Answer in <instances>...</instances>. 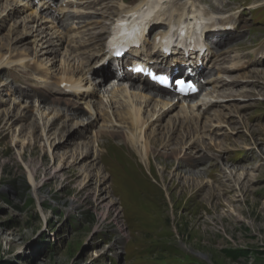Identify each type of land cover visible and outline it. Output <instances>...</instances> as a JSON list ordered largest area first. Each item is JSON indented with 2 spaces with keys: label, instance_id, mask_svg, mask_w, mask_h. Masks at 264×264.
<instances>
[{
  "label": "rangeland",
  "instance_id": "obj_1",
  "mask_svg": "<svg viewBox=\"0 0 264 264\" xmlns=\"http://www.w3.org/2000/svg\"><path fill=\"white\" fill-rule=\"evenodd\" d=\"M237 1L247 11L244 14L246 28L233 40L236 44L241 41L247 43L240 44L239 53H251L255 49L256 52L260 48V53L264 54V45L261 48L264 41V5L259 6L264 0ZM25 2L21 4L23 12L11 15V21L0 28L1 62L10 56L15 61L26 57L25 54L36 57L33 45L24 44L33 38L15 42L18 33L29 34L32 32L30 28L35 25L27 20L32 11L24 8ZM117 2L103 0L97 4H81L83 9L78 5L70 9L82 11L79 14L88 10L97 11L99 14L93 19L101 21L104 20L101 17L103 11H111L119 4ZM213 3L219 2L213 0ZM250 3L262 8L248 10ZM21 6H15L13 0H3L0 2V14L7 16L6 10L11 9L10 15L12 10L19 11ZM72 11L61 17L64 24L77 22V25H85L83 21L90 18H73L75 12ZM51 14L52 18L57 17L56 12L51 11ZM14 23H18L17 34L10 29ZM224 23L221 21L222 25ZM101 25L104 26V22ZM252 42L256 45L251 47L249 45H254ZM59 49L55 66L63 59L61 47ZM226 51L231 52L229 60L237 52L235 49L233 52ZM44 58L39 56L41 62ZM243 58L253 61L258 59V54ZM253 62L245 70L234 71L229 78L221 76L224 82L230 83L226 90L235 98H222L224 91L217 99L212 96L213 100L209 99L205 107L217 106L214 108L216 111L203 115L201 119V114L194 110L200 117L191 119V127L184 129L191 131V135L187 131L174 132V124L181 122L179 117L182 115L169 114L149 129V141L153 144L151 170L122 143L124 140L114 137L113 132H106L109 140L105 141L103 136L94 143L92 133L97 129L91 127L86 131V138L69 142L81 122L89 123L86 114L79 118L71 116L67 122L64 117L58 122V125L65 124L67 127L62 129L61 126L62 131L56 138L52 137L57 141L50 138L57 159L52 158V153L45 146L40 129L33 134H28V129L23 130L19 142L15 144L13 138L18 137L20 132L17 133L14 126L7 123L10 111L27 112V116L32 118L35 108L46 112L55 105L54 102L38 103L34 90L32 95H27L31 90L29 85L25 84L24 89H15L18 81L35 87L36 83L32 85V80L36 82L39 77L36 66L30 65L21 73L14 70L6 72L1 68L0 264H264V78H261L264 57L255 61L258 66ZM50 64L49 73L56 68ZM239 65L227 69L244 68ZM30 70H35L34 74ZM240 77L251 79L234 85L235 78L242 79ZM51 80L56 82L55 78ZM39 90L44 93L43 89ZM159 97L165 98L163 95ZM59 109L65 111L64 104ZM179 112L181 110L177 106L173 114ZM204 123L215 126L207 132ZM23 137L26 138V145H22ZM86 139L91 142L93 150L89 158L75 165V143ZM111 142L121 145V149L117 151V146ZM102 143L106 146L102 147ZM93 152L99 154V159L91 163L95 159ZM202 156L204 158L194 166L187 163L188 159ZM61 166L62 172L57 174L56 168ZM86 166H92L89 171L95 177L89 188L84 186L83 168ZM99 170L100 175L105 177L103 185L97 182ZM189 170L199 173L197 183L187 182L186 178L192 172ZM29 171L40 183L39 190L33 189ZM228 172L233 181L224 179ZM243 174L245 177L251 175L247 186H240L244 183H239ZM202 181L203 186H200ZM100 189L106 190L101 194V197L108 198L104 204H100L102 199H98L99 193H96ZM111 200L115 202V210L106 207ZM103 218H106L104 223Z\"/></svg>",
  "mask_w": 264,
  "mask_h": 264
},
{
  "label": "bare ground",
  "instance_id": "obj_2",
  "mask_svg": "<svg viewBox=\"0 0 264 264\" xmlns=\"http://www.w3.org/2000/svg\"><path fill=\"white\" fill-rule=\"evenodd\" d=\"M24 1L25 0H20V1L13 0V3H15V6H21V4L24 3ZM26 1L27 3L25 2L26 4L24 5V8H28V9L32 8V14L28 17L27 20L28 22L35 23V25L34 27L30 28L32 32H30L29 34L24 33L20 35L18 33L15 39L16 40L15 42L17 43L22 40H26L28 38L30 39L33 38V40H31L29 43L24 42V44L33 45L32 48L34 51V55L36 57L31 58L30 57L31 55L27 56V54H25L26 57L19 59L17 61H15L14 58H12V56H10L9 58L5 57L3 58L2 62L0 61V69L1 68L7 69L6 72H10L9 70L11 71L14 70V71H20L21 73V72H24L25 71L24 69H26L30 65L36 66L38 71L39 72L41 71L40 76L37 78L35 87L33 89L34 96L36 95L35 96L36 101L38 103L40 102L44 104H46L47 102H54L53 105H55V107H53L52 109H47L46 112L41 110V108L39 107L35 108L36 110L33 113L32 118H29L27 116L26 114L27 112L21 111V112L13 113L12 111H10L7 123L8 124L10 123L11 127L14 126L17 133L20 132V135L18 137L15 136L13 138V141L15 144L19 142L20 140L19 137L21 136L23 130L28 129L29 130L28 134L30 133L33 134V131H35L36 129H40V132H41L40 136L44 140L45 146L48 148L49 153L50 152L52 153V158L55 159L56 157L57 159V155L55 156V152L53 151L54 147L51 146L50 144V138L51 140H55L52 137L56 138L59 131H62L60 130L61 126H62V129L67 127L65 126V124L58 125V122L61 121L64 117H66V122H67V120H69V117L71 116L79 118L80 115L86 114L89 116V120H88L89 123L81 122L80 128L77 127L76 130L73 131V136L72 138H70L69 142H72L74 139H78L81 137L86 138L85 137L86 131L87 129H90L91 127L93 129L95 128L97 129V131L92 133L94 143L95 141H98L99 138L103 136L108 138V136L105 135L106 132H113L114 137L124 140L122 141V143H124L125 146H128L130 150L132 149V153L133 152L136 153L137 156L140 158L139 160L144 165H146L148 170H151L152 168H150L151 167L150 161H151V157L153 154V148H152L153 144L151 143V141H149V136H150L148 133L149 129L156 122H157L156 124H158L164 118L169 116V114H171L175 110V107L178 104L182 103L184 107L183 108L184 114L181 117H179L181 122H175L174 132H186L187 131V132H190L189 134L191 135V131L188 130L189 127H191L190 121L191 119L193 120L195 117L199 116L194 113L195 108H193L192 105L186 106L184 102H178L177 105L172 104L171 99H168V98L166 99V97L162 98V97H159L158 95H153L151 92L147 91V89H143L142 91L137 90L139 88L135 89V84L128 81L126 85L120 86V83L115 84L113 88L109 90V94H110L108 96L109 101H110V104L113 105V111L110 112V111H107L106 108L101 107V103L103 102V96L101 97L97 93V87L101 85L100 83L101 81H103V79L102 78L100 79L99 75L93 73L96 70V68L95 69L93 68L94 61H97V63L102 62V59L105 56V51L108 48L110 39L112 37V32L114 30L115 23L117 22V20L133 12L135 14L136 12L141 10V8H144L145 5H148V8H149V13L147 14V17L150 18L149 20L150 24L154 23L155 16L151 19V16L153 15V13H155L157 19L162 17V20H163L165 19L164 14L160 13L161 10L157 12L156 10L158 9L159 6L162 5V2H165L167 0H130L128 4H125L124 1L122 0L121 4H118L111 11L110 10L105 11V12L103 11V15L101 17H103L105 21L103 19L101 21H99V19L98 20L91 19L92 21L90 23L88 24L86 23L85 25L81 26L78 30H75L76 34L75 32H73V36L75 38L72 41L73 44L71 45L72 42L69 43L70 49L69 47L67 48V46L63 47L62 49L63 59L58 62L59 63L58 66L57 65L55 66V58L60 50L58 46L62 44L63 39L65 38L67 39V34H66L67 32H62L60 30H56L52 32V29L55 28V26L53 25L56 23L54 19L51 21L52 24L49 27L46 26L47 24H42L46 20H49V18L52 17L50 11L55 10V8L54 9L52 8V5H54L53 1L52 0H26ZM101 1L103 0H92L88 2L86 0L83 3H88L89 5L93 3L97 4ZM203 1H207V0H203ZM69 3H74V2L69 1ZM107 3L109 4V1ZM261 5H264V2H260L259 6ZM32 6L34 7L36 6V8ZM22 7L23 6L20 7L19 11L17 9L12 10L13 12L7 16L0 14V28L6 26L7 23L11 21L12 19L11 15L17 16L19 12H23L21 10ZM257 7L256 5H251L252 9H255ZM81 9L83 8L81 7ZM215 9L218 10L219 8H215ZM65 10L66 9L60 8L59 12L60 13L66 12ZM71 10H74V9H71ZM172 11L176 13L171 14L170 20L174 18L175 20H177V22H181L182 19L188 17L190 14L196 13L200 17L201 23L198 22L199 25H196L195 23L192 22L191 27L192 29H195L196 27L197 30L204 32V34H206L205 35L206 38H208V35H207L208 32H207L206 26L209 25V22L207 21L211 20V18H208L209 16L208 11H206L207 13H205V12H202L201 10L196 9V6L193 3L191 5H189V3H185ZM97 14L99 13L95 11V12H90L86 14L85 16L88 15V16L97 17ZM69 17H72V16L70 15ZM31 18L33 19L31 20ZM40 21H42V23ZM47 22H50V21H47ZM102 22H104V26L101 25ZM17 24L18 23L12 24V28H10V29H13L12 31L15 32L16 34L17 32L15 29L17 27ZM220 24H221V21H220ZM37 26H38V29H36ZM168 27L171 28L170 25H168ZM36 33H37V36H35ZM109 33H110V38L107 41ZM24 36H30V37H24ZM59 41H61V43ZM145 42H149V41L146 40ZM76 54L78 56H75ZM39 56L45 57L42 60L43 62H41V60L39 59ZM52 61L53 63L50 64ZM49 64L53 68L54 66L56 67L55 70L50 73H49V68H48ZM53 74L54 75L56 74V75L54 76ZM261 75H262L261 78H264L263 71L261 72ZM217 77L218 78H216L215 80L211 82L213 84L214 89H216L214 90V92L220 93L224 91L225 96L222 95L223 96L222 98L234 99L235 96L231 95L233 93H230L229 91L226 90V88L230 86V83L224 82L220 74H218ZM53 78H56L57 80V83H58L57 87H55L56 82H53L51 80ZM240 78L242 79L235 78L236 82L234 83V85L238 86L240 81L247 82V81H250L247 79H251V78L245 77L246 79L243 80L244 79L243 77H240ZM129 83L133 84L131 88L128 86ZM62 84H66V86L64 88H61ZM39 89H43L44 93L41 92ZM132 89L134 91H132ZM210 95H211L210 101H212L213 95L212 94ZM193 101H197V100H193ZM203 103H204V106H206V104H209V99L208 100L204 99ZM63 104L65 106V111H62L61 109H59L60 106ZM213 125L209 123L208 124L204 123V127L208 129L207 132L209 131V129L210 130L213 129ZM73 128H75V126L72 127V129ZM186 128L188 129L184 131V129ZM192 129H194V126H192ZM194 132L197 133L198 131H194ZM21 141H22V145L27 144L25 137H23ZM69 142L67 144L69 145L72 144ZM62 144H65V142L61 143V145ZM75 146L77 148L76 149L77 156H74L73 158L76 161L74 164L77 165L80 161L86 160L87 158H89L90 152L93 150V147L91 149V142L90 141L88 142L87 139L85 141L75 143ZM101 146L102 147L106 146V143H102ZM61 157H63V154ZM94 157L95 159L92 160L91 163H94L95 161H97V159H99V154L96 155L94 153ZM194 158L187 160V163L190 166L196 165L198 161L204 158V156L198 157L196 159ZM91 167L92 166H86L83 168L84 170L83 175H85L84 186L86 188L91 187L90 184L95 179V177L89 171ZM61 168L62 166L57 167L55 172L57 174H60L62 172ZM92 170H95V169L92 168ZM162 170H164V168H162ZM190 171L192 170H189V172ZM100 173H101V170H99V175H97L98 176L97 182L103 185L105 184L104 182L105 177H102ZM32 175H34L33 172L29 171V180L32 184V187L35 191L39 190L40 183L36 182L35 178H33ZM224 177H225L224 179H228V180L230 179V181L233 179V176L231 175L230 172L224 175ZM199 179H200V175L196 171H192L191 173H189V175L186 178L187 182H196ZM240 181H244L243 185L240 184V186H247L249 182L251 181V175L247 174L246 177H245V174L241 175L239 179V183ZM201 185L203 186V181L200 184V186ZM197 188H198V185H197ZM97 191L98 190H96V193H99L98 195L99 197L96 194L95 199L97 200V197L100 200L102 199L100 201L101 202L100 204H104L105 200H107L108 198L101 197V194L103 192H106V190L100 189L99 192ZM111 196L114 197L113 194H111ZM106 207H109L110 210H115L116 208L115 202L111 200L109 204H107ZM105 221H106V218H103L102 223H104ZM116 249H117V246L114 248V250Z\"/></svg>",
  "mask_w": 264,
  "mask_h": 264
},
{
  "label": "snow or ice",
  "instance_id": "obj_3",
  "mask_svg": "<svg viewBox=\"0 0 264 264\" xmlns=\"http://www.w3.org/2000/svg\"><path fill=\"white\" fill-rule=\"evenodd\" d=\"M180 83H184L183 81H181ZM189 87H192L191 85H189Z\"/></svg>",
  "mask_w": 264,
  "mask_h": 264
}]
</instances>
